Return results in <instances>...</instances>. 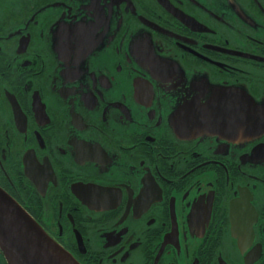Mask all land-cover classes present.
Instances as JSON below:
<instances>
[{
    "label": "flooded vegetation",
    "instance_id": "af4514ba",
    "mask_svg": "<svg viewBox=\"0 0 264 264\" xmlns=\"http://www.w3.org/2000/svg\"><path fill=\"white\" fill-rule=\"evenodd\" d=\"M0 188L79 264H264V0H0Z\"/></svg>",
    "mask_w": 264,
    "mask_h": 264
},
{
    "label": "water",
    "instance_id": "95a60500",
    "mask_svg": "<svg viewBox=\"0 0 264 264\" xmlns=\"http://www.w3.org/2000/svg\"><path fill=\"white\" fill-rule=\"evenodd\" d=\"M0 250L7 264H79L1 188Z\"/></svg>",
    "mask_w": 264,
    "mask_h": 264
}]
</instances>
